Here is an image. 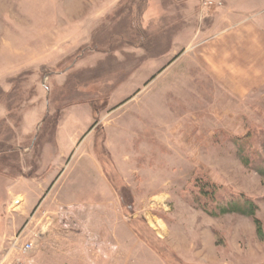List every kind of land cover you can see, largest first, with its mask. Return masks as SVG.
<instances>
[{
    "label": "rangeland",
    "instance_id": "374dc122",
    "mask_svg": "<svg viewBox=\"0 0 264 264\" xmlns=\"http://www.w3.org/2000/svg\"><path fill=\"white\" fill-rule=\"evenodd\" d=\"M226 9L264 27V0H0V262L43 229L31 264H264V76L211 44ZM242 198L261 231L220 214Z\"/></svg>",
    "mask_w": 264,
    "mask_h": 264
},
{
    "label": "crops",
    "instance_id": "0c3cea01",
    "mask_svg": "<svg viewBox=\"0 0 264 264\" xmlns=\"http://www.w3.org/2000/svg\"><path fill=\"white\" fill-rule=\"evenodd\" d=\"M231 8V7H230ZM232 9V8H231ZM227 17L229 20H234V24L229 26V29L226 28L223 32V34L216 40L215 43H211L216 45L217 47H223L228 52V57H230L235 64L242 65V66H249L254 65L255 67L253 70H250L251 76H248L247 79H244L242 75V81L241 84L245 85V87H255L258 86L260 82L263 81L264 76V27L260 26V28L257 25L254 24H248V22H244L241 19H234L232 12L227 10ZM262 65V68L259 66ZM261 68V69H259ZM259 72V73H258ZM241 88V87H240ZM58 147H59V159H64L68 152H66L64 148V144L60 137L57 140ZM62 164H60L57 167V170L54 171L53 175H49V177L58 178L62 173L64 168H61ZM58 171V174L56 175ZM53 172V171H52ZM54 185V183H53ZM52 185V190L55 188V186ZM65 185H60L53 196H55L54 200H56L57 203L62 204L63 199L59 198L57 195L59 194H68L69 191H65ZM15 202L18 203V199H15ZM66 202V201H65ZM68 203V201H67ZM112 235L108 237L110 240L114 242L113 239L119 241L118 234L115 230V228L112 227ZM127 231H129L126 228ZM131 234V231H129ZM112 236V238H111ZM133 236V234H131ZM112 262L115 263V259H112ZM76 264H100V263H94L85 261V262H77Z\"/></svg>",
    "mask_w": 264,
    "mask_h": 264
},
{
    "label": "trees",
    "instance_id": "16d2710c",
    "mask_svg": "<svg viewBox=\"0 0 264 264\" xmlns=\"http://www.w3.org/2000/svg\"><path fill=\"white\" fill-rule=\"evenodd\" d=\"M200 184L201 185L199 187H200L201 193L203 194L206 193V194H210L211 196H213V194L216 192L215 185L211 184L210 186V183L202 181L201 178H200ZM218 208H219L220 214H225L228 212H239L241 214L252 216L257 226V230L261 231L260 220L256 216V206H255V203H253L252 201L246 199V200H243V202H241L239 201V199H236V200H232L226 203L225 205H220ZM212 214H217V213L215 211H212Z\"/></svg>",
    "mask_w": 264,
    "mask_h": 264
},
{
    "label": "built area",
    "instance_id": "2783aa9c",
    "mask_svg": "<svg viewBox=\"0 0 264 264\" xmlns=\"http://www.w3.org/2000/svg\"><path fill=\"white\" fill-rule=\"evenodd\" d=\"M47 226L46 224L43 226ZM44 233L43 229H39L36 232L33 233V236L30 237L29 239H25L24 241L21 240L19 241V237L16 238L11 246V249H15V253L17 254L16 257L13 259H9L7 255L3 257L1 260L0 264H31V259L29 257L31 251L33 248H35V245L38 243L39 238L41 235ZM7 252V254H10ZM29 257V258H28Z\"/></svg>",
    "mask_w": 264,
    "mask_h": 264
}]
</instances>
